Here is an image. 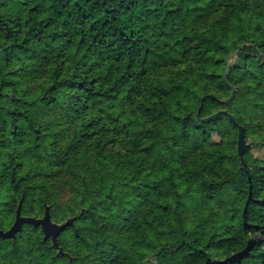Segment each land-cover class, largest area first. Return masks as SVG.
I'll return each mask as SVG.
<instances>
[{"label":"trees","instance_id":"trees-1","mask_svg":"<svg viewBox=\"0 0 264 264\" xmlns=\"http://www.w3.org/2000/svg\"><path fill=\"white\" fill-rule=\"evenodd\" d=\"M261 8L260 0H16L0 15V95L11 102L0 109L4 139L22 141L25 130V148L47 167L67 165L78 147L92 152L66 202L75 221L58 237L65 254L42 232L21 249L22 234L13 264H264V158L252 152L264 150ZM54 106L78 122L65 151L43 121ZM218 109L226 112L203 119ZM239 126L252 141L245 167ZM227 131L228 147L213 139ZM16 151L6 176L14 196L28 197L39 174L20 175ZM194 184L210 198L231 185L232 201L180 230ZM47 205L60 208L45 202L44 213ZM255 236L248 256L229 260Z\"/></svg>","mask_w":264,"mask_h":264},{"label":"rangeland","instance_id":"rangeland-1","mask_svg":"<svg viewBox=\"0 0 264 264\" xmlns=\"http://www.w3.org/2000/svg\"><path fill=\"white\" fill-rule=\"evenodd\" d=\"M15 3L16 0H0V15H7L11 11H13ZM260 4L262 8L259 9L258 13L260 16H264V0H260ZM259 15L257 14L256 16ZM259 23L263 24V20L259 18L258 20L254 19L252 27L254 28ZM231 37L235 38V35H233L232 32ZM29 84L32 87V91H35L36 86H38V82L31 81ZM1 92L2 88L0 87V94ZM228 99L226 100V103H230L232 101V99ZM8 103L11 102L7 100L5 96L0 95V109L3 106L8 105ZM53 108L54 109L49 114H47V116H45V119L43 121L46 120V123L49 125L50 128L48 131L53 132V134H56L55 139L57 140V143L55 149L65 151V148L67 150V148L71 145L72 135L70 129L75 128L78 122L71 121V118L69 115H67L68 113L66 110L62 112L58 111V109L60 108L59 106H54ZM201 110L202 107L199 108V113L201 112ZM223 110L226 109H218L213 111L212 113L205 110L203 112V115L205 116L203 119L206 120V118L212 117V119L209 120H216L220 117L217 116L219 112ZM161 120H164V118H162ZM71 122H73V124ZM24 131L25 130L23 129L21 131L23 134L21 137L22 141H14L7 143L8 139L6 140V138L8 137L4 139L6 131L3 132V128L0 127V226H3L4 229H9L16 220V215L19 207L21 215L34 216L37 218L43 217L45 213L42 210V205H45V202H51L54 205L56 204L55 207H60L54 210L53 214L52 207H50V205H47L50 210L53 222L57 224H63L71 218H73L75 221V217L70 216L67 212L66 202L71 197L73 190H76L83 185V181L81 180V178L83 177L85 171L82 168L86 160H89V156L87 155V153L92 154V152L87 151L85 147H78L76 154L69 156L67 165H62L58 161L54 163V165L47 167V159L46 157L42 159L40 151H29L25 148L26 141L24 140ZM257 137H259V135H254L250 139L252 140ZM229 138L231 137L228 131L225 137H222L218 133H215L213 136V139L217 142L223 140L225 146L227 147L230 145ZM246 142L249 144L250 147L252 146V141L247 139V137ZM8 144H10V148L8 147ZM14 149H16L17 151L16 153L14 152L12 156L15 157L17 162H19L20 160L24 162L20 167L21 171L19 174L24 175V173L28 170H31L32 175L36 173L39 174L34 180V183L37 184V188L33 189L32 192L28 195V197H25L24 195L14 196L13 191L10 189L8 183L9 178L6 176L8 172V161ZM38 149L40 150V147ZM55 149H52V151L49 152H55ZM252 152L257 156L264 158V150H260L256 147H253ZM159 155L160 151L156 149L151 155V164L149 165V172H151V184L155 177L154 171L157 169L158 166L157 158ZM52 157L49 156V160ZM132 170V167L125 170V177L131 178L133 176ZM144 170H146L147 172L148 167L145 166ZM43 171L45 172L41 175V172ZM145 175L146 173L139 174L140 177H144ZM43 186H46L49 190L46 192H42ZM189 191V194L186 196V200L189 205L188 210L186 212L189 217L186 214H183V216L179 219L178 225L180 230H185L191 221L199 222V217H201L202 219L207 215V217L213 216L209 214L210 212H212L211 210H213V212L217 211L218 213H221V210L224 211L227 201H232L231 197L233 195L232 191H234V189L231 185L225 186L222 188V192L220 194L215 195V198L208 197L207 194L210 190L207 191V189L202 188V191L200 193L198 184H194L192 188H189ZM153 196L156 201H165L164 196H161L160 199L159 196L155 193ZM43 197L45 198L44 201ZM208 201H210L211 204H209ZM6 208L9 210L8 222L2 220V213L3 211H5ZM153 210L157 212L158 208H156V205H154ZM215 223H220V221H216ZM40 232L43 233L40 226H35L30 223H26L23 225L22 229L16 234L14 238H0V264L16 263L14 261L17 259L15 255V245L17 239H19L22 234H24V236L22 237L23 243L20 244L21 249L25 247L24 241H27L31 233H34L35 237H37ZM49 239H51V237Z\"/></svg>","mask_w":264,"mask_h":264},{"label":"water","instance_id":"water-1","mask_svg":"<svg viewBox=\"0 0 264 264\" xmlns=\"http://www.w3.org/2000/svg\"><path fill=\"white\" fill-rule=\"evenodd\" d=\"M236 54H237V52L231 54V56L229 57V60L232 57H234ZM234 94H235V88H232V95L228 100L232 99L234 97ZM204 98H203V100H204ZM223 113L224 112L221 111V112H219V114L217 116L219 117ZM230 117H231L232 121L237 124V120L235 119V117L232 115ZM213 118H215V117H213ZM209 119H212V117L206 118V120H209ZM248 146H249V144L246 142V129L243 126H239L238 152H239V156L241 157L242 163L244 164V167L246 165H245V159H244L243 155H244V152ZM249 201L250 200H248V202L245 206L244 214H246V212H247V209H248V206L250 203ZM73 222H74L73 218L67 220L63 224H57V223L53 222V220L51 218V213H50V210L48 207L46 208V212H45L44 216L40 217V218H37L34 216L21 215L20 207H19V209L17 211L15 222L7 230L0 229V236L5 237V238H7V237H10V238L13 237L14 238L16 236V234L22 229L24 224L30 223V224L35 225V226H40L43 233H44L45 238L48 239L51 237V239L53 241V246L59 250L60 254L64 255L65 252L58 242V237L67 227L73 225ZM256 238H257V236L251 238L248 241L247 246L243 250H241V251L233 254L232 256H230L229 260L240 261L244 257L248 256ZM210 263H211V260L209 259L206 262V264H210Z\"/></svg>","mask_w":264,"mask_h":264},{"label":"flooded vegetation","instance_id":"flooded-vegetation-1","mask_svg":"<svg viewBox=\"0 0 264 264\" xmlns=\"http://www.w3.org/2000/svg\"><path fill=\"white\" fill-rule=\"evenodd\" d=\"M2 220L4 221H6V222H8V220H9V210L6 208L5 209V211H3V213H2ZM0 229H2V230H7V229H4V227L3 226H0ZM0 238H3V237H1L0 236Z\"/></svg>","mask_w":264,"mask_h":264}]
</instances>
